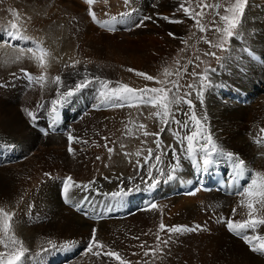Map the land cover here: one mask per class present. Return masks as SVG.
<instances>
[{"label": "bare ground", "instance_id": "obj_1", "mask_svg": "<svg viewBox=\"0 0 264 264\" xmlns=\"http://www.w3.org/2000/svg\"><path fill=\"white\" fill-rule=\"evenodd\" d=\"M170 1L131 0L130 7H126L123 0H119L113 9L109 1L105 4L104 0H96L92 9L98 20L107 22L102 27L104 30H100L101 24L94 22L88 15V5L84 0L11 1L12 9L19 13L16 22L25 26L24 34L31 39H11L8 34L0 36V163L18 165L31 173L24 170L28 173L23 174V179L14 181L4 178V170L0 169V209L12 215L7 233L3 228V216L0 215V253L4 254L5 260L22 247L25 253L19 264H37L33 260L38 258L39 253L43 264H56L61 260V264H119L114 258H97L86 251V244L95 229L96 238L106 246L103 251H117L122 259L132 262L134 258L130 254L135 246L139 249L140 244L145 242L146 246L155 247L159 224L163 222L167 226L201 225L203 230L172 234L165 256L157 259L155 264H264V254L251 251L243 239L230 232L226 223L222 222L227 219H247V209L240 204L246 198L239 193L251 183L256 173L264 174V131H261L264 129V68L260 66L263 60L259 58V55L264 56V51L260 53L261 43L255 53L259 60H251L248 66L246 58L241 62L244 65L237 62V49H240L241 41L237 38L232 41L223 64L215 72L208 73L212 87L205 89L203 104L196 98L194 103L197 115H206V120L213 124L205 134L212 135L218 148L244 161L245 172L239 178H234L232 162L218 154L212 156L213 163L206 169L202 163L194 168L192 161L181 151L186 149V141L184 144L178 143L177 138L166 128L160 138L165 149L171 145L179 153L180 168L175 179L162 180L154 189L144 190L145 185L138 173L146 179L147 169H139L136 161L139 159L143 163L147 149H155V137H144L136 131L134 124H145L150 133L164 126L158 118H149V113L156 111L150 106L113 108L103 104L99 95V82L97 87L90 84L83 88L63 107L58 106L57 110L61 112L58 126L51 118L52 106L48 102L51 98L57 99V85L52 82L57 75L62 77L66 86L75 85L87 72L90 77L98 76L111 81V87L125 83L134 88L131 85L132 78H140L135 73L150 71L154 45L186 46L183 42L186 38H147L146 30L134 26L141 17L158 12L164 13L169 19L185 22L184 17L174 14L173 9L168 7ZM125 11H132V15L125 17L117 28L112 17L119 20L120 13ZM167 21L164 19L162 23ZM78 22L79 30L76 32ZM6 26H0L3 32L0 34L7 33L4 30ZM258 26L254 25L260 31ZM106 28L108 32H105ZM240 39L243 41L244 38ZM33 41L47 50L44 68L39 66L33 53L27 51L28 48L35 49ZM36 56H39V51H36ZM95 60H105L108 66L100 67L92 62ZM75 61H79L75 68L66 67ZM118 67L123 69L122 79L113 74ZM176 67L166 72L173 73ZM130 68L134 71L129 72ZM166 72L157 71L156 75H160L158 80H168L170 76ZM25 73L31 74V82ZM40 75L45 76L43 86L36 79ZM26 85H32L34 91L24 90L23 86ZM40 89L44 90L41 97ZM236 100L239 104L242 100L250 103V113L241 116L239 110L246 113L247 110L237 105ZM246 101H242V105L248 106ZM25 109L34 112L38 118L33 121ZM182 109L186 112L187 105H182ZM177 118L186 119L184 115ZM126 125L133 129V136L126 135ZM46 126L60 128L61 131L52 133L47 129L45 134L40 133L39 127ZM171 128L179 130L175 124ZM69 134L76 138L71 145L74 154L68 152ZM102 137H107L108 146L114 148L111 157ZM121 143L125 145L123 149ZM137 151L141 152L139 157L135 155ZM97 156L101 159L97 160ZM197 158H200L199 153ZM164 161L166 165L176 162L171 151H168ZM167 170L171 171V168ZM213 171L223 173L229 195L213 189L204 192L196 187V176L199 181ZM45 173L50 175L45 176ZM71 173L76 174L73 180L80 184L99 176L98 187L97 184L96 188L91 187V199L87 203L84 202L81 189L79 197L74 196L78 204L69 197V202L73 204H66L61 195L60 201L64 208L84 217L77 220L72 217L71 211L66 209L68 214L60 211L61 214L58 211L61 206L50 197L38 194L45 180H64ZM130 177L134 178L131 183ZM134 184H140L142 190L133 192L119 203L111 198L112 192L119 191L121 187L126 191ZM193 192L194 195L190 194ZM153 202L158 205L156 209L149 206ZM77 206L79 212L73 209ZM124 206H128L129 210L124 212ZM91 209L110 215L96 221L83 216V212ZM233 209L237 210L235 215ZM159 234L161 239H169L167 233ZM245 234L264 235V226L257 233L248 230ZM13 237L16 243H13ZM69 241L75 243L70 248H63L62 245ZM53 244L56 245L54 249ZM146 259L151 264V257H143L139 260L140 264H144Z\"/></svg>", "mask_w": 264, "mask_h": 264}, {"label": "snow or ice", "instance_id": "obj_2", "mask_svg": "<svg viewBox=\"0 0 264 264\" xmlns=\"http://www.w3.org/2000/svg\"><path fill=\"white\" fill-rule=\"evenodd\" d=\"M96 2V0H84V3L88 5V15L91 19L104 26L107 22L100 21L97 18L96 13L92 9V5ZM190 0H181L178 11H183L184 15L189 19L194 20L195 27L200 32H208V31H216L221 33L222 42L220 44H212L211 41L207 40L205 37V43H208L210 47L215 48H223L225 44H227L228 40L238 35L236 29L241 24V19L245 12V7L247 5L248 0H235V3L230 5L225 9L226 13H230L231 15H223L220 16V20L224 22V27L221 29L220 27H216L214 29L209 28L204 23H202V19L204 16V9L207 8H219L220 5H209L204 4L203 0H200L199 6L201 7V11L190 12V7H185V3H189ZM104 3L107 4L108 0H104ZM123 3L126 7H130L131 0H123ZM13 21L9 23L8 26L4 28L7 32L8 36L11 39H19V40H29L31 39L29 36L24 34V28L21 23L16 22L19 20V13L16 9H10ZM132 11H135L133 9ZM132 11H125L120 13V19L117 20V17H112L113 23L121 22L125 17H131ZM151 16H143L140 18L139 23L134 24L135 27H141L144 24V21L151 20ZM163 19L168 20L170 23H183L182 20H172L169 17L165 16ZM215 23V21H213ZM114 30V29H113ZM194 35V34H193ZM169 36H173V33H169ZM35 44L34 48H28L27 51L29 53H33V57L38 60L39 66L44 68L46 67L44 56L47 55V50L42 48L39 43L33 41ZM187 43V41H184ZM36 51H39V56H36ZM205 55H211L215 57V52L205 53ZM219 60V57H216ZM198 60L199 57H196ZM79 61H75L71 65H66V67L75 68L76 64ZM190 64L192 61L189 62ZM129 72L134 71L133 69H128ZM214 71V70H213ZM137 76L142 77L146 81H153L155 78L152 75H148L143 72H136ZM185 74H190L193 77V83L187 85L189 91H186L183 95H180L181 85L179 83L180 77ZM25 75L29 78L31 82V74L25 73ZM168 76H175L176 79L172 80H159L157 81L161 85H169L167 87H144L140 89H135L130 87L125 83H118L117 86L111 87V81L102 80L100 77H90V75L85 72L82 80L75 83L73 86H66L63 83L62 77L57 75L53 79V83L57 85V99H53L51 101V112L56 113L57 108L63 107L72 97H74L79 91L83 88L88 87L94 81L99 82L101 85V91L99 92L100 97L102 98V103L113 108H123L127 107H140V106H150L153 109H156L154 112L149 113V118L156 117L159 120V123L164 127H161L159 131L150 133L147 131V126L143 123L134 124L136 131L140 132L144 137L154 136L155 140L153 143L156 145L155 149L148 148L147 155L143 157V163L138 159L136 161L137 167L139 169L146 168V179L143 174L141 175V180L145 185L144 190L154 189L162 180L166 182L167 180L175 179V174L180 168V156L174 147L171 145L168 146L167 149L164 148L163 141L161 140V134L167 128L173 137L177 138L178 143L184 144L186 141V149H181V151L185 152L187 158L192 161L193 167H197L198 164L202 163L204 168L206 169L209 165L213 163L212 156L214 154H218L221 156H226L229 161L232 162V167L234 168V178H239L245 172L244 161L239 159L238 157H234V154L231 152H224L223 149L218 148V146L213 142V137L211 134H205L204 131V121L207 119L205 116H198L195 110L196 105L193 103L192 92L195 91V98L203 104V96L206 88L212 87V82L208 76V69H205L204 72L198 73L196 71H192L188 73L187 66L184 67L183 72L176 71L175 73L166 72ZM39 82H41V86H43V82L45 81V76L40 75L36 78ZM64 90H61V89ZM182 105H187V111L184 112L182 109ZM38 107H43V105H38ZM29 118L35 121L38 117L37 115L25 109ZM179 115H184L186 119L180 120L177 117ZM53 119H55L53 117ZM129 123H133L129 121ZM177 125L179 130H173L171 125ZM191 125V128H190ZM127 128V125L125 126ZM181 131L184 133L181 135ZM261 131H264L262 129ZM127 136H133V129L127 128L126 132ZM76 138H74L71 134L68 135L69 154H74V149L71 146ZM105 140L104 147L107 149L110 157L114 151L113 147L108 146V138L102 137ZM83 143H88L87 141H83ZM141 143H146V141H141ZM99 146V145H97ZM120 147L123 149L125 145L123 143L120 144ZM168 151L172 152V157L176 161L174 164L166 165L164 161V157L167 155ZM200 154V158H197V154ZM125 155H130L129 153H125ZM137 157L141 155L140 151L135 153ZM97 160L101 158L99 156L96 157ZM107 167V165H105ZM171 168V171H168V168ZM49 173H45V176H49ZM104 179H108V177H104ZM134 178L130 177L129 182L131 183ZM234 182V181H233ZM95 183V180L89 181L88 184H80L73 180L71 176L66 177L62 182V197L65 202H68V196L70 191L73 188L82 189L85 192L91 190V185ZM140 184H134L133 187H128L125 191L124 187H121L119 191L112 192L110 194L111 198L117 203L122 202L124 198L131 195L133 192L141 191ZM98 191V190H97ZM194 195L195 193H190ZM108 195V194H105ZM240 196L245 197L246 199H242L240 204L243 208L247 209V219L243 220H233L227 219L226 221H222L226 223L227 229L234 233L235 235L241 237L243 241L250 247V250L253 252L264 254V235L253 234L247 235L245 234L248 230H251L252 233H257V230L264 226V174L256 173L252 178L251 183L244 188L242 192L239 193ZM89 198L87 196L84 197V202H87ZM150 208L156 209L158 205L156 203H151ZM233 215L236 214L237 210L233 209ZM0 215L4 217L3 228L5 233H7L9 229V221L12 219V215L4 212L3 209H0ZM203 230L201 225H195L193 227H188L184 225H175V226H167L163 222L159 224L158 232L156 234V239L158 243L155 247L146 246L144 243L140 244V247L144 249L143 256L145 258L151 257V264H155L157 259H162L165 256V249L168 247L171 242L172 234H180L187 231H198ZM160 232H165L169 235V239H161ZM133 239H138V237H132ZM13 243H16L15 238H12ZM51 243V242H50ZM75 242L69 241L62 245L63 248H70L73 246ZM105 245L101 243L96 238V230L93 229L92 237L88 242L86 251L90 252L93 256L97 258H101L103 256L114 258L119 261V264H131L130 261H126L121 258L120 254L117 251L109 250L103 251L105 249ZM52 248H56V245L53 244ZM25 249L21 247V249L15 254L10 255L6 260L4 259V254L0 253V264H19L22 257L24 256ZM136 255V253H133ZM136 264H140L139 261ZM144 264H150L149 260H145Z\"/></svg>", "mask_w": 264, "mask_h": 264}, {"label": "rangeland", "instance_id": "obj_3", "mask_svg": "<svg viewBox=\"0 0 264 264\" xmlns=\"http://www.w3.org/2000/svg\"><path fill=\"white\" fill-rule=\"evenodd\" d=\"M11 1L12 0H0V26L3 24L9 25V23L11 21H13V19H14L12 17L11 11H10V9H12ZM108 1H109V3L113 4V7H112L113 9L116 7L117 3L119 2V0H108ZM180 2H181V0H171L168 4V7H171L173 9L174 14L184 17L186 19L185 22L176 24V23H170L169 21H167L166 23H162V21L164 20L163 17H165L166 15L162 12H158L156 14H152L151 15L152 19L147 20L145 25H142L141 27H138V28H142V29L146 30V33H148L147 38H173V36H169V33H173L175 38H186L187 40H184V41H187V43H185L186 46L177 45L174 47H169V46H162V45H154L152 48V55H151L152 65L150 67L149 73H146V74L152 75L155 79L153 81H146L142 77L138 78V77L134 76V78H132L133 80L131 79L132 80L131 85L134 88H139V87L152 88V87H167V86H169L167 84L161 85L157 82V81H159L158 78H160V75L157 76L156 72L157 71L166 72L174 66H177V67L173 73H175L176 71L183 72V69L185 66H187V68H188V73H191L192 71L202 73V72H204L205 69H208V73H213V72H215V70L218 69V67L221 66V63L223 64V58H225L227 56V53L229 51L228 49L230 48L232 41H234L236 38L239 41H241L240 49L239 48L237 49V52L239 54V56L237 57V62L239 61L240 64H242V65H244L243 63H241L243 60L247 59L246 60L247 65L248 64L250 65L251 60H252V62H254L255 60L258 59V57L255 56V53H256L260 43H261L260 53L264 51V46H263V43H264V0H248L247 5L245 7V12H244L243 17L241 19V24L236 29V32L238 33V35L229 39L227 44H225L223 48L210 47V45L208 43H205L204 39H201L202 37H205L207 40L211 41L212 44H220L222 42V35H221V33L216 32L214 30L208 31V32H200L195 27L194 20L186 17L182 10L178 11V6H179ZM199 3H200V0H190L189 3H185V7H190V12L191 11L199 12V11H201V7L199 6ZM203 3L209 4V5L219 4L220 7L219 8L204 9L205 14L203 16L202 23H204L206 26H208L211 29H214L216 27H220L222 29L224 27V22L220 20V16L231 15L230 13H226L225 9L227 7H229L230 5L234 4L235 0H203ZM249 11H250V14H253L252 16L249 14ZM247 15L249 17H247ZM256 19H257V21H256ZM213 21H215V23H213ZM256 24L259 25L258 27L260 28V31L257 28L255 29L254 25H256ZM244 25H246V28H244ZM23 27H25V26H23ZM102 27H104V26H100L99 29L104 30V28H102ZM78 30H79V22L75 26V31L77 32ZM105 32H108L107 28H106ZM0 33H3V32L0 31ZM0 36H7V33L6 34H0ZM240 38H244L245 40L243 39V41H242ZM247 38H248V40H247ZM249 39H250V41H249ZM245 42H246V44H245ZM254 42H256V43H254ZM246 50H247V52H246ZM241 51H243V52H241ZM210 52H215V54H216L215 57L211 56V55H205V53H210ZM250 52L251 53L253 52V53L251 54ZM248 53H249V55H248ZM196 57H199V59L197 60ZM216 57H219V60H217ZM259 58L263 60L262 63H260L261 64L260 66L264 68V56L259 55ZM190 61H192L191 64L189 63ZM92 62L98 64V66H100V67H102V66L107 67L108 66V63L105 60H95ZM113 74L115 76H117L118 78H121V79L124 78V72H123L122 68H119V67L115 68ZM172 79H176V77L174 75L170 76L168 80H172ZM193 82H194L193 77L190 74H185L182 77H180V79H179V83L181 85L180 95H183L186 91H189V89L187 88V85L190 83H193ZM91 84L96 86V87L98 86V82H96V81H94ZM23 89L26 91H29V92L34 91V87L32 85L23 86ZM218 91H220V88H218ZM43 93H44V90L40 89L39 97H41L43 95ZM192 99H193V103H196L195 91L192 92ZM52 100L53 99L51 98L48 102L50 107L52 106L51 105ZM237 100H239V99H237ZM237 100H236V104L240 105L241 107L242 106L245 107V110H247V113L244 110H239V113L241 114V116H246V114L250 113V111H251L250 105L251 104L248 103L246 100H242V101H246V104H248V106L242 105L243 102L241 101V103L239 104V103H237ZM196 112H198V111L196 110ZM256 123L257 122H253V124H256ZM212 126H213V124L211 123V121H207V120L204 121V131L210 129ZM89 129L92 131L91 127H89ZM0 137H2V133H0ZM12 164H14V163H12ZM0 169L4 170L3 171V177L4 178H8V179H11L14 181L20 180L23 177L24 173L25 174H27L28 172H29V174L31 173L27 169H22L21 166H18V165L7 166L6 163H0ZM24 170L25 171L27 170L28 172H25ZM71 174L69 176H71L72 178H73V176L76 175L75 173H71ZM86 176L87 175H85L83 177H86ZM57 179H58V181H57ZM57 179H55V180L54 179H49V180L47 179V181L45 180L42 183V185L39 187L38 194L50 197L53 201H55L57 203V205L61 206L60 208L63 207L62 210L60 208L58 209L59 212L61 211L62 213L68 214V211H66V209H68V208L67 207L64 208L65 206H63V204L60 201V199H62L61 189H62L63 180L61 178H57ZM98 179H99V176H96L94 179L95 184H92L91 187H94V188L98 187V183H97ZM86 180L83 181V184H87V183H89L88 181H92L93 179H88L87 182H86ZM60 182H61V184H60ZM95 185H96V187H95ZM79 190L80 189L77 190L76 188H73L69 193L70 196H68L69 199L70 198L73 199L75 204H78V200H77V197H74V196H77L82 189L80 191ZM84 192L85 191L83 190V199L85 196H87L89 198L87 200V202L90 201L91 196L89 194V191L85 192V195H84ZM78 197H79V195H78ZM69 199H68V201H69ZM68 210L71 211V209H68ZM71 213H72V217H74L76 220L84 218L82 216L76 215L72 211H71ZM3 219H4V217H3ZM11 221H9V222H11ZM3 222H4V220H3ZM144 244H145V242H144ZM87 245L88 244H86V247H87ZM143 251H144V249H142V248L137 249L135 246V249L130 254V256H132V258H134L132 260L131 264H135L137 262V259L139 261L140 259H142L144 257ZM133 253H136V255H133ZM33 261H35L37 264H43L42 259H41V253H39L38 258L36 257V259ZM39 261H40V263H38ZM61 261L60 262L58 261L59 263H56V264H61L62 263Z\"/></svg>", "mask_w": 264, "mask_h": 264}]
</instances>
